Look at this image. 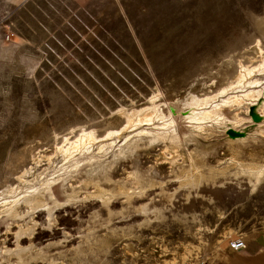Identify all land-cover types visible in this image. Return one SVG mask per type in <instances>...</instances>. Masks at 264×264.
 <instances>
[{
    "label": "rangeland",
    "instance_id": "374dc122",
    "mask_svg": "<svg viewBox=\"0 0 264 264\" xmlns=\"http://www.w3.org/2000/svg\"><path fill=\"white\" fill-rule=\"evenodd\" d=\"M262 62L264 0H0V193L64 179L49 206L21 201L20 216L0 222V264H210L231 240L263 231L264 174L249 170L264 168V128L245 110L201 147L181 130L184 165L158 157L164 141L146 143L115 161L99 190L91 163L112 161L137 128L69 178L56 151L82 129L102 140L124 126L119 109L159 92L180 121L192 94H218L240 64L258 66L264 89ZM31 168L42 180L22 182Z\"/></svg>",
    "mask_w": 264,
    "mask_h": 264
},
{
    "label": "bare ground",
    "instance_id": "6f19581e",
    "mask_svg": "<svg viewBox=\"0 0 264 264\" xmlns=\"http://www.w3.org/2000/svg\"><path fill=\"white\" fill-rule=\"evenodd\" d=\"M260 64L259 68L264 69V62ZM240 65V72L235 80L236 83L233 81L234 84L220 90L218 94L206 95L202 98L192 94L190 101L186 102L185 105L193 109L180 121H178V116L172 115L171 118H168L163 112V107L157 102V98L161 94L159 92L148 99L149 104L147 105L131 109H127L126 107L119 109L118 112L125 118L124 126L118 130H110L102 140L97 136L95 130L87 129H82L75 138L65 137L64 143L58 146L56 150L57 154L61 157L60 169L63 170L66 178H69L73 171L78 173L81 167L84 166L82 164L84 160L91 162L99 155L107 153L114 146L113 143L117 142L113 138L124 132V129L137 128V131L135 132L134 130L135 133L130 135V139L126 137L128 140H125L126 142L119 146V148L117 146L118 150L115 152L112 161H101L98 164L91 163L87 171L88 178L90 182L95 183V186L99 190L101 189L100 182L102 183L103 180L108 179L105 178L107 169L125 155L132 154L137 157L139 148L146 143L152 145L156 141H164L166 148L158 157H161V159L167 158L172 165L178 164L181 166L184 165L188 156V153L182 149L181 130H183L185 141L190 142L189 140H195L197 146L201 147L203 145L201 141L202 137L213 134L217 129L229 128L230 125L236 126L237 123H241L245 119L240 115L242 110H245L244 112L248 114V117L252 119L256 126L264 128L257 121L259 117L264 116V99L261 100V96H264V89L263 87L259 88L257 85L260 79L252 77L253 71L258 66L249 67L243 64ZM247 85H250V88H247ZM238 89H241V91H237ZM230 90L234 91L230 93L231 95L229 94L224 99H221V101L215 102V98L219 94L231 92ZM157 119L161 121L160 124H156ZM251 119L249 120L251 121ZM230 139L245 140L244 137L233 135L230 136ZM166 150H168L169 155L165 153ZM191 152L195 156L198 155L197 148ZM178 156H183L182 162H179ZM49 160L51 163H54L51 158ZM36 161L39 163V158ZM249 171L255 173L257 177H261L264 174V168L250 169ZM134 174L137 175L138 172ZM24 176H30L32 183L42 180V173L39 174L32 168L27 169L20 177L22 182H25L23 180ZM59 178L46 180L41 186H36L35 190L26 191L23 195L18 196L17 189L7 190L6 195L0 193V222L19 217L18 203L21 201L25 204L39 202L44 206H49L48 199L56 198L55 190L58 187L57 185L62 184V180L64 181L61 175L62 180L59 183ZM102 187L104 186L102 185ZM24 188L26 190L29 189ZM19 189L22 190L23 187H19ZM52 215V211H49V218ZM50 264L56 263L52 261Z\"/></svg>",
    "mask_w": 264,
    "mask_h": 264
},
{
    "label": "crops",
    "instance_id": "0c3cea01",
    "mask_svg": "<svg viewBox=\"0 0 264 264\" xmlns=\"http://www.w3.org/2000/svg\"><path fill=\"white\" fill-rule=\"evenodd\" d=\"M21 3L24 0H9ZM247 247L233 249L229 245L210 264H264V230L245 239Z\"/></svg>",
    "mask_w": 264,
    "mask_h": 264
},
{
    "label": "built area",
    "instance_id": "2783aa9c",
    "mask_svg": "<svg viewBox=\"0 0 264 264\" xmlns=\"http://www.w3.org/2000/svg\"><path fill=\"white\" fill-rule=\"evenodd\" d=\"M229 246L233 249H243L247 247V243L243 238H236L230 241Z\"/></svg>",
    "mask_w": 264,
    "mask_h": 264
}]
</instances>
